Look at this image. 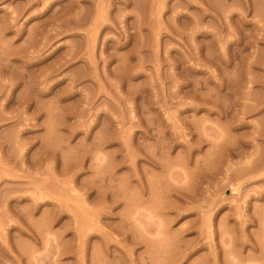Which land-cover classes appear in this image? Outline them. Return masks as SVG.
I'll use <instances>...</instances> for the list:
<instances>
[{"label":"rangeland","instance_id":"1","mask_svg":"<svg viewBox=\"0 0 264 264\" xmlns=\"http://www.w3.org/2000/svg\"><path fill=\"white\" fill-rule=\"evenodd\" d=\"M0 264H264V0H0Z\"/></svg>","mask_w":264,"mask_h":264}]
</instances>
